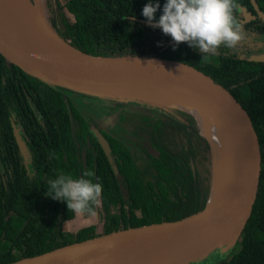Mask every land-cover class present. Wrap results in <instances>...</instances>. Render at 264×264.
I'll return each instance as SVG.
<instances>
[{"label":"trees","instance_id":"trees-1","mask_svg":"<svg viewBox=\"0 0 264 264\" xmlns=\"http://www.w3.org/2000/svg\"><path fill=\"white\" fill-rule=\"evenodd\" d=\"M31 1V2H30ZM32 6V0H30ZM150 0H50L44 20L61 41L91 56H151L179 61L211 78L237 100L258 139L260 172L250 215L217 264H264V62L249 58L264 48V18L250 0H236L244 38L202 54L153 29L141 15ZM159 3L158 19L166 0ZM264 11V0H254ZM44 9L45 6L43 5ZM254 19L242 23L243 15ZM159 43V46H158ZM102 125H106L104 130ZM98 131L109 158L98 144ZM23 143L22 155L14 139ZM132 139L134 148L128 144ZM209 150L191 115L171 105L80 92L34 78L0 55V264L47 248L128 228L171 222L205 206L211 174L195 159ZM55 158H51V153ZM85 171L103 185L93 220L48 197V179ZM98 178V179H97ZM87 222L90 214L80 216ZM74 220V228L66 229ZM228 249V250H227ZM216 264V263H215Z\"/></svg>","mask_w":264,"mask_h":264},{"label":"water","instance_id":"water-1","mask_svg":"<svg viewBox=\"0 0 264 264\" xmlns=\"http://www.w3.org/2000/svg\"><path fill=\"white\" fill-rule=\"evenodd\" d=\"M250 2L263 18L254 0ZM0 55L34 78L71 90L141 101L147 100L111 92L141 89L185 97L218 122L231 148L234 167L227 185L215 196L210 188L205 206L194 214L47 248L7 264H187L236 239L256 198L260 150L247 113L227 90L179 61L81 53L59 38L53 40L1 11ZM249 60L264 62V56H252ZM186 112L202 135V122L192 111ZM94 135L109 158L105 140L98 131ZM14 139L23 155V143L17 134Z\"/></svg>","mask_w":264,"mask_h":264},{"label":"clouds","instance_id":"clouds-1","mask_svg":"<svg viewBox=\"0 0 264 264\" xmlns=\"http://www.w3.org/2000/svg\"><path fill=\"white\" fill-rule=\"evenodd\" d=\"M158 8L159 3L150 0L143 6L141 15L150 27L159 28L171 37L173 50L180 43H187L202 54H214L221 45L235 48L244 38L242 25L234 15L236 0H166L162 14L156 19ZM50 155L56 156L54 152ZM93 175L85 171L80 178H74L60 172L55 179H48L47 196L65 202L67 209L77 216L92 214L93 206L101 203L103 192V185L91 179Z\"/></svg>","mask_w":264,"mask_h":264},{"label":"bare ground","instance_id":"bare-ground-1","mask_svg":"<svg viewBox=\"0 0 264 264\" xmlns=\"http://www.w3.org/2000/svg\"><path fill=\"white\" fill-rule=\"evenodd\" d=\"M0 11L53 40L57 39L44 21L38 5L31 6L26 0H0ZM111 94L139 98L153 103L170 104L186 111H192L202 122V135L209 143L211 195H217L227 185L234 172L231 148L220 125L207 110L180 95L153 90L132 89L113 91Z\"/></svg>","mask_w":264,"mask_h":264},{"label":"rangeland","instance_id":"rangeland-1","mask_svg":"<svg viewBox=\"0 0 264 264\" xmlns=\"http://www.w3.org/2000/svg\"><path fill=\"white\" fill-rule=\"evenodd\" d=\"M33 4L34 5H32V6L38 5L39 9L42 12L43 19H45L44 18V14L46 15V14H49V12H50V8H51L50 0H33ZM43 5L45 6V9H44ZM53 34H54V32H53ZM74 42H75L74 38L72 36H68V41H66L64 43H66L69 47L73 48L72 45L74 44ZM102 128L104 130L107 129L106 125H102ZM127 141H128L129 146L131 148H134V143H132V139L131 138H127ZM195 169L197 170V172L201 176H206V173H210V151L209 150L207 152L203 151V152H201L200 154H198L196 156ZM90 220H93V214H90V217H88L87 222H85V220L83 218L78 216L75 219V221H76V225L75 226L78 227L80 225L87 224V223L90 222ZM73 225H74V220L69 221L67 223V225H66V229L74 228ZM225 253L226 252L223 251L222 248H218V249H215V250L211 251L208 254H205V255H203L201 257H198L195 260H192L191 262H189L187 264H215V263L217 264V262H218L217 260L218 259H220L222 256H223V258L226 256ZM224 260L227 261V257H225Z\"/></svg>","mask_w":264,"mask_h":264},{"label":"flooded vegetation","instance_id":"flooded-vegetation-1","mask_svg":"<svg viewBox=\"0 0 264 264\" xmlns=\"http://www.w3.org/2000/svg\"><path fill=\"white\" fill-rule=\"evenodd\" d=\"M258 8V7H257ZM254 10V9H253ZM255 11V10H254ZM258 11L259 12H261V14H262V16H263V18H264V11L263 10H261L260 8H258ZM252 13H246V14H244L243 15V19H242V23H248V22H251L253 19H254V16L253 15H251ZM255 15L257 16V17H260L261 18V16H259V14L255 11ZM262 18V19H263ZM262 43L264 44V39H262ZM258 55H255V56H259V55H262V56H264V48H262V49H260V51H259V53H257Z\"/></svg>","mask_w":264,"mask_h":264}]
</instances>
